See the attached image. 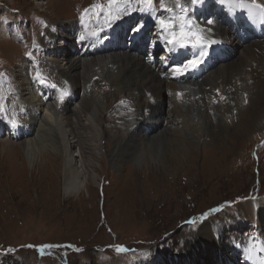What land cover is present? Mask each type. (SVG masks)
Returning a JSON list of instances; mask_svg holds the SVG:
<instances>
[{
  "label": "rangeland",
  "instance_id": "374dc122",
  "mask_svg": "<svg viewBox=\"0 0 264 264\" xmlns=\"http://www.w3.org/2000/svg\"><path fill=\"white\" fill-rule=\"evenodd\" d=\"M186 2L180 0L181 4ZM93 4L102 5V9L97 8L100 13L105 9L103 0H0V73L4 74L0 76V97L3 94L5 97L0 103H7L4 113H0L6 118L0 119V123L4 122L6 129L13 114L18 120L27 119L15 97L12 98L17 95L16 83L21 81L19 75L15 79L13 74L21 57L25 59L26 53L33 54L44 48L43 41L49 37L46 31L48 27L55 29L54 22H65V30H68L71 23L81 22L75 16L85 15L84 9ZM157 6V11H161L160 3ZM125 7L124 0H120L114 8L112 5L111 11L114 9V14L124 18L127 15ZM189 13L190 10L186 16ZM107 17L108 14L105 18L91 16L85 23L92 30L98 29ZM221 29H227L224 23ZM129 30L130 26L124 29L121 41H125V33ZM68 34L65 31L64 35L73 42ZM244 34V37L248 36ZM249 34L253 36V33ZM73 47L68 48L74 51ZM143 49L139 54H144ZM223 49L225 51L226 47ZM230 51L226 50L228 54ZM249 64L252 66L254 62ZM48 71L52 73L50 69ZM56 82L63 84L65 80L59 76ZM252 83V80L244 82L247 86ZM247 86L239 87V81H231L226 90L218 89L215 96L212 94L216 85L213 87L210 92L213 100L207 101L211 105L206 106V111L213 117L212 123L197 125L187 136L179 138L178 142L183 145L179 150H186L185 158H181L173 172L156 162L160 156L153 161L151 154L139 164L128 161L120 167H112L106 155L93 156L96 163L93 169L98 173L96 183L86 184L81 179L79 193L69 197L64 193L62 177L57 171L55 177L47 175L42 184H37L36 173L31 174L34 163L22 162L13 151L2 153L1 147L0 264H215L214 260L225 261L217 241L239 244L252 229L264 237V212H261L264 209V120L253 123L251 117L253 109L264 108V100ZM75 88L80 93L81 86ZM102 91L110 92L104 95L105 117L112 114L118 122L117 129H123L118 116L135 111L133 103L128 99L124 101L118 91L109 87H103ZM119 105L116 114L114 108ZM168 109L165 115L169 119L173 111ZM160 116L164 124V115ZM114 121L108 122L112 132ZM170 132L168 130L163 139V152L166 141V150L182 155L171 141ZM10 135L15 143L24 139ZM104 142L103 139V146L107 143ZM104 147L106 152L112 149L110 143ZM41 149L43 153L53 154L43 158L45 163H59L60 159L56 160L55 156L60 150L56 153L46 147ZM76 149L68 148V156L78 157L77 161L72 160L77 173L82 176L80 152ZM8 163H13L17 172L8 168ZM43 170L46 174L50 172ZM247 206L261 212L263 217L252 218L245 209ZM191 217H194L193 224L180 226L189 223ZM254 220L259 224L253 223ZM202 223H207L216 235L215 238L209 233L210 241L216 243L213 246L199 240L201 231L198 227ZM251 224L255 227L250 228ZM184 240L192 241L193 247L198 248V252L194 248L192 252L197 256L191 258L192 246L189 244L180 253ZM39 245L58 247L41 250L35 247ZM115 245H122L128 251L117 253Z\"/></svg>",
  "mask_w": 264,
  "mask_h": 264
},
{
  "label": "bare ground",
  "instance_id": "6f19581e",
  "mask_svg": "<svg viewBox=\"0 0 264 264\" xmlns=\"http://www.w3.org/2000/svg\"><path fill=\"white\" fill-rule=\"evenodd\" d=\"M165 2L174 11L162 9L158 12L157 7H154L155 11L153 13H144V15L157 16L158 20L160 18L172 20L177 24L176 31L179 32L180 18L183 16L179 15V8L174 7L176 0H165ZM159 3L160 0H157L154 6ZM223 10L234 16L241 10L246 11L242 17L243 26L241 25V19L237 21L235 18H227L223 15ZM208 16L213 17L214 24H207ZM257 18H261V16L258 14L250 15L247 8L235 7L229 3V0H224V3H221L220 0H206L205 6L190 9L189 16L184 15V19L194 21L196 27L192 30L209 39H215L218 43L214 44V48L209 50V55L214 60L207 71L202 73L196 80L184 83H180L172 77V67L198 54V48L191 45L187 48H181L177 45L174 52L179 53V56L176 57L175 54L172 55L174 52L169 51V55L164 60L163 69L157 70L158 65L152 66L143 59L142 53V55L139 54L143 48L141 42L144 44L143 37L138 42H129L126 47H123L119 35H117L118 40L114 46L107 45V47L100 49L87 47L82 52V48L79 50L75 46L76 38L72 35L74 30H69V28H75L76 22L71 23L68 30H65V22H54L56 30L50 28L51 32L46 31L49 37L43 41L44 48L34 51L31 57L27 56L25 59L21 57L18 68L14 70V78L16 79L19 75L22 82L16 83L18 85L16 88L17 95L10 96L15 97V101L21 106V110L25 113L27 119H21V125L15 129L12 128L15 136L19 135L18 138H24H21L23 140L20 142L16 140V143L14 139L10 138L11 135L6 130L4 122L0 123V135H2L0 148L2 147V153L13 151L17 157H21V161H27L29 165L34 163L31 174L36 173L35 183L37 184H42L47 175L55 177L57 171L62 177L64 193L69 197L79 193L81 179L85 183H96L98 173L94 171L96 163L93 156H100L99 158H101V156L106 155L111 165H113L112 167H120V164H125L128 161L139 164L151 154L153 161L157 156H160L155 161L163 165L165 169L173 172L179 166L181 158L183 156L185 158L186 150H179L180 146H183L180 144L181 142H178L179 138L182 139V137L187 136L197 125H211L213 117L206 111V106L211 105L208 102L213 100L215 94H218V89H221V91L226 90V86H229V83L235 80L239 81V87H244L247 86L244 82L252 80V85L249 84L247 88L251 86L252 91L264 100V37L257 38L253 34V38L250 39V36H247L244 40H241L240 35L237 33L238 30L242 33H247V31L250 33L251 30L247 29L248 21L251 20L253 23ZM158 20L153 26L154 30L159 28ZM227 20L235 24L231 25L229 33H227L228 29H221V24L227 22ZM129 22L123 21L122 18L115 25L124 28ZM263 23L264 21H261L260 24L264 25ZM208 28L211 29L210 32L200 31V29ZM84 30V28L80 29V35ZM185 30L188 31L187 28ZM65 31L69 32L68 36L71 37L73 42H70L69 38L64 35ZM162 32L163 36L168 39V33ZM73 45L74 51H71L69 48ZM222 47H226L225 51L221 50ZM227 49L231 50L229 54L226 52ZM40 62L46 65L40 66ZM251 62H254L252 66L249 64ZM247 68L249 69L247 70ZM47 69L52 70L51 72H55L57 76L62 77L68 83L72 82L73 84L70 93L73 94L72 97L67 93L66 96H69V99L66 98L64 105L60 103L59 109H55L49 101L50 98L47 97V89H50L49 79L53 80L46 72ZM37 72L41 73L47 84L42 85L32 79ZM55 85L61 91H66V88L58 83ZM77 85L81 86L80 93L75 88ZM215 85V92L212 96L210 92ZM103 87L118 91L122 95L121 99H124V101L128 99L135 107V111L132 113L118 116L122 120L123 129H117L118 122L114 121L115 117L112 114L105 117L103 113L106 106L104 95L110 93L109 91H102ZM77 93L79 95L76 96ZM54 103L57 104L55 98ZM120 106L114 108L116 114V109L119 111ZM166 108L173 111L169 119L165 115ZM257 109H253L251 113L253 123H257L260 119L264 120V108ZM160 114L164 115V124H162ZM111 119L115 122L113 125L114 132L108 126ZM134 127L136 128L134 129ZM187 129H189V132ZM168 130L171 131L169 135L171 141L176 144V150L180 154L182 151V155L176 154L170 149L166 150V141L164 142L163 152V139L165 140ZM103 139L112 146V149L108 152L105 151L104 147L107 143L104 142V144L106 143L104 146L101 144ZM44 147L52 151L55 150L56 153L60 150L59 155L54 156L56 160L59 161L60 159L61 162L55 164H51L53 162L45 163L46 161H43V158L53 156V154L49 151V153L41 152V148L44 149ZM73 147L80 152L81 159H79V162H82V167L79 168L83 174L82 176L77 173L76 164L72 160L73 157L68 156L70 153L68 148L73 150ZM161 152L163 154H160ZM77 158L74 155L73 159L77 161ZM6 166L17 172L16 167H13V163H8ZM43 169L50 170V172L46 174ZM245 209L256 220L260 219L261 212H264L262 208L263 210L257 213L251 206H247ZM255 215H258L257 218L254 217ZM253 223L259 224L257 221ZM198 230L201 231L198 235L202 243L209 242L212 246L216 244L210 241L209 233L214 235L215 238L216 235L212 233L207 223L200 224ZM192 243L190 240H184L180 253L189 244L192 246V251L189 253L192 254L191 258L197 256L196 253L192 252H194V249L198 252V248L193 247L195 245ZM255 243L256 241H251L248 238H243L238 246L235 245V242L220 244L217 241V248L220 251L221 258L225 257L226 262L240 264L241 260H238V257L244 258L248 257L250 253L255 255L259 251H264V241L257 243L258 246ZM225 261L214 260L213 262L215 264L221 262L226 264Z\"/></svg>",
  "mask_w": 264,
  "mask_h": 264
},
{
  "label": "snow or ice",
  "instance_id": "6c2138e0",
  "mask_svg": "<svg viewBox=\"0 0 264 264\" xmlns=\"http://www.w3.org/2000/svg\"><path fill=\"white\" fill-rule=\"evenodd\" d=\"M120 0H108L109 5L117 4ZM126 4H130L133 2V0H124ZM135 4L138 6L136 8H132L133 12L139 11L141 13H153L155 11L154 9V0H134ZM206 0H187L185 4H181L180 0H176L174 7L179 8L180 12L186 13L190 9H195L203 4H205ZM221 3H224V0H220ZM229 3L233 4L235 7L238 8H247L250 15H260L261 18H264V5L258 4L257 0H229ZM94 8H101L102 5L96 4L93 6ZM160 8L165 11H171L169 9L167 3L165 0H160ZM89 9H84V12L87 13ZM155 19V17H153ZM122 19V16L119 14L113 15L111 12L108 13V17L105 21V28H111L113 25L117 23ZM81 22H83V13L81 14ZM215 21L213 19H208L207 24L212 25ZM159 27L162 31H165L168 33L169 38L167 39V44L172 45V47L169 49L170 52H174L176 50V46L179 45L181 48H187L190 45L192 47L198 48L199 53L196 55H193L192 58L187 59L186 61L174 65L172 67V75L174 76H181L191 70H195L198 68L203 62V58L207 57L209 55V49L212 47V45L218 43L215 39H209L205 36H202L197 31H193L196 27L195 23L191 19H184V17L180 18L179 23V32L176 31L177 24L172 20H165L163 18H160L158 20ZM144 28L143 23H138L135 27L131 29V32L133 34H138L142 31ZM185 28L188 29V31H185ZM100 31H103V29L97 30V31H90L87 33L89 37H98L100 35ZM200 31H208L210 32L211 29H200ZM80 39H85L84 33L81 34ZM104 39H107V36L104 37ZM34 47H36L34 45ZM27 56L31 57L32 53L28 52L26 53ZM3 73H0V76H3ZM32 79L34 81H37L39 84L45 85L47 84V81L45 78L41 75V73L37 72ZM55 87V85H52ZM219 91V90H217ZM67 95L66 91H62L60 94L59 99L61 102L64 99V96ZM3 97H0V100H2ZM123 103V102H122ZM245 103H247V100L245 99ZM4 105L3 103H0V113H4ZM6 117L0 116V119H5ZM8 124L12 128H17L21 125V121L16 118V115L13 114L10 119H8ZM27 247H34L33 245H28ZM39 247L41 250L45 248H53L57 247L56 245H39L35 246ZM115 248V251L117 253H124L128 251V249L122 245H115L113 246ZM249 260H253L254 256L250 253L247 257Z\"/></svg>",
  "mask_w": 264,
  "mask_h": 264
},
{
  "label": "trees",
  "instance_id": "16d2710c",
  "mask_svg": "<svg viewBox=\"0 0 264 264\" xmlns=\"http://www.w3.org/2000/svg\"><path fill=\"white\" fill-rule=\"evenodd\" d=\"M9 264V263H8ZM10 264H12V262H10Z\"/></svg>",
  "mask_w": 264,
  "mask_h": 264
},
{
  "label": "water",
  "instance_id": "95a60500",
  "mask_svg": "<svg viewBox=\"0 0 264 264\" xmlns=\"http://www.w3.org/2000/svg\"><path fill=\"white\" fill-rule=\"evenodd\" d=\"M74 93V92H73Z\"/></svg>",
  "mask_w": 264,
  "mask_h": 264
}]
</instances>
